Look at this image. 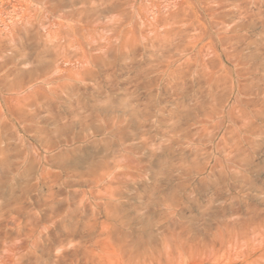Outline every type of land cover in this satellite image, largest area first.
<instances>
[{"label":"rangeland","instance_id":"rangeland-1","mask_svg":"<svg viewBox=\"0 0 264 264\" xmlns=\"http://www.w3.org/2000/svg\"><path fill=\"white\" fill-rule=\"evenodd\" d=\"M0 264H264V0H0Z\"/></svg>","mask_w":264,"mask_h":264},{"label":"bare ground","instance_id":"bare-ground-1","mask_svg":"<svg viewBox=\"0 0 264 264\" xmlns=\"http://www.w3.org/2000/svg\"><path fill=\"white\" fill-rule=\"evenodd\" d=\"M69 34H70L69 32H66V33H63V35H59V32H55L54 38L56 40H58L59 37H63L64 36L65 37V42H64L63 46L65 47L67 44H69L71 42V38L69 37L70 36ZM73 35L76 36L77 34H73ZM58 43H59V41H58Z\"/></svg>","mask_w":264,"mask_h":264}]
</instances>
